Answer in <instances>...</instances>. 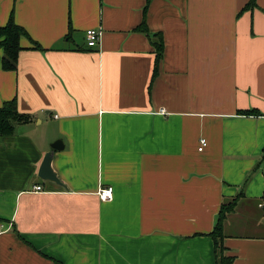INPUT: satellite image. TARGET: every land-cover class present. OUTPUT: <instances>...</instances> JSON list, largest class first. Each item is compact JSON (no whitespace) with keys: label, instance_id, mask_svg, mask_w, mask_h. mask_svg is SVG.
Returning a JSON list of instances; mask_svg holds the SVG:
<instances>
[{"label":"crops","instance_id":"0c3cea01","mask_svg":"<svg viewBox=\"0 0 264 264\" xmlns=\"http://www.w3.org/2000/svg\"><path fill=\"white\" fill-rule=\"evenodd\" d=\"M251 1L0 0V27L13 16L41 46L23 38L14 71L0 48V107L31 117L0 137V264H216L210 234L234 199L226 255L264 264V0ZM57 141L66 188L38 177Z\"/></svg>","mask_w":264,"mask_h":264},{"label":"trees","instance_id":"16d2710c","mask_svg":"<svg viewBox=\"0 0 264 264\" xmlns=\"http://www.w3.org/2000/svg\"><path fill=\"white\" fill-rule=\"evenodd\" d=\"M149 2L150 0H148L147 5ZM253 3L254 0H252L250 4L244 8V10H248ZM146 10L147 8L144 12H146ZM145 17L146 15H144V21L141 26L137 28V31L148 33ZM23 38H27L32 42V49H41V46L31 39L28 32L15 22L13 16L10 17L9 22L5 26L0 27V48L3 50L2 68L5 71H14L17 69L19 54L24 50L21 44V40ZM153 45L156 54V62L153 73L154 79L158 74L159 63L164 52V41L162 35L157 34L153 36ZM240 113L244 115H258V112L254 110L241 111ZM30 120V116L23 115L19 112L16 99L6 102L2 107H0V137L13 136L15 133V125L27 124ZM236 202L237 200L234 199L221 206L217 223L214 230L210 234L214 241L216 264H232L234 261V257L226 255V248L224 246V223L227 216L234 211Z\"/></svg>","mask_w":264,"mask_h":264},{"label":"water","instance_id":"95a60500","mask_svg":"<svg viewBox=\"0 0 264 264\" xmlns=\"http://www.w3.org/2000/svg\"><path fill=\"white\" fill-rule=\"evenodd\" d=\"M63 149H64V145L62 144V142L57 141L51 145V151L46 153L38 172V177L43 182H51L59 186L65 187L64 184L60 181L58 174L56 173L52 165L55 151H60Z\"/></svg>","mask_w":264,"mask_h":264},{"label":"built area","instance_id":"2783aa9c","mask_svg":"<svg viewBox=\"0 0 264 264\" xmlns=\"http://www.w3.org/2000/svg\"><path fill=\"white\" fill-rule=\"evenodd\" d=\"M103 36V31L101 29H89L86 31L85 38L88 47L96 48L99 46L101 38ZM207 146V141L202 139L200 141L199 151H203ZM35 192L43 191L41 186L34 187ZM99 197L102 201H111L113 199V189L112 188H102L99 190Z\"/></svg>","mask_w":264,"mask_h":264}]
</instances>
